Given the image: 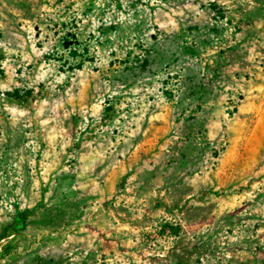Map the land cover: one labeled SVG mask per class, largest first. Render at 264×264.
<instances>
[{"label": "rangeland", "instance_id": "rangeland-1", "mask_svg": "<svg viewBox=\"0 0 264 264\" xmlns=\"http://www.w3.org/2000/svg\"><path fill=\"white\" fill-rule=\"evenodd\" d=\"M201 1L241 8L262 51L225 94L88 79L86 4L161 36ZM0 264H264V0H0Z\"/></svg>", "mask_w": 264, "mask_h": 264}, {"label": "trees", "instance_id": "trees-1", "mask_svg": "<svg viewBox=\"0 0 264 264\" xmlns=\"http://www.w3.org/2000/svg\"><path fill=\"white\" fill-rule=\"evenodd\" d=\"M94 7L86 4L84 15L87 16L89 32L98 36V50L89 55L88 79L92 84L105 80L126 85L122 91L124 101L129 98V90L133 86L149 85L162 80L165 87L162 95L173 100L175 98L201 97L205 101L212 95H223V88L241 77L243 64L247 58L254 55V61L260 58L261 52L251 54V49L260 48L257 38H250L249 24L243 21L241 8L233 5H219L217 2L203 1L180 10L179 32H164L163 35L148 36L149 28L145 19L137 13L128 15L120 21L118 16L105 12H94ZM263 8L258 2L247 14L255 23ZM238 17L234 23V44L220 49L214 55H207L213 43H219L223 38L226 16ZM233 20L227 22L229 26ZM253 29H256L257 25ZM237 69V74L230 72ZM259 79L256 75L248 80ZM219 82L216 90L211 83ZM210 86V87H209ZM242 94V91H238ZM227 94H229L227 92ZM121 101L117 108L108 107L107 112L123 114L131 110L129 104ZM159 110L152 107V115Z\"/></svg>", "mask_w": 264, "mask_h": 264}, {"label": "crops", "instance_id": "crops-1", "mask_svg": "<svg viewBox=\"0 0 264 264\" xmlns=\"http://www.w3.org/2000/svg\"><path fill=\"white\" fill-rule=\"evenodd\" d=\"M103 221H104V219H103ZM93 226L98 230V232H100L102 234V237H98V240L99 241L104 240L105 239V235L106 236H109L110 233L112 234L111 237H112L113 240H117L118 237H119V235L117 234V232H113V231L110 232L103 223H96V225H93Z\"/></svg>", "mask_w": 264, "mask_h": 264}]
</instances>
